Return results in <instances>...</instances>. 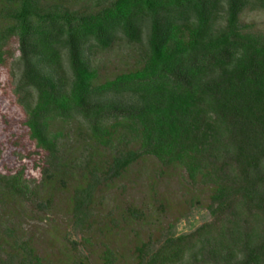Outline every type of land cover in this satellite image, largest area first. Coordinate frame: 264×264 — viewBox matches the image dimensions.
<instances>
[{
    "label": "trees",
    "instance_id": "trees-1",
    "mask_svg": "<svg viewBox=\"0 0 264 264\" xmlns=\"http://www.w3.org/2000/svg\"><path fill=\"white\" fill-rule=\"evenodd\" d=\"M247 9L264 0H0L20 111L0 122V264H264V34L243 32ZM120 46L131 61L102 70ZM149 163L160 209L177 208L163 176L188 208L208 192L202 223L177 232L183 208L145 233L135 204L105 205Z\"/></svg>",
    "mask_w": 264,
    "mask_h": 264
},
{
    "label": "rangeland",
    "instance_id": "rangeland-1",
    "mask_svg": "<svg viewBox=\"0 0 264 264\" xmlns=\"http://www.w3.org/2000/svg\"><path fill=\"white\" fill-rule=\"evenodd\" d=\"M240 25L243 32L251 34H264V9L258 10H244L240 17ZM7 50L13 53V57L6 62V66L0 70V95L3 98V101H0V122L5 127L9 126L10 122H16V119L20 117V111L16 106V103L10 99L12 95L11 89L13 88V80L8 72L9 64L12 63V60L16 59L19 55L17 50V41L16 38H12ZM128 48L126 46L116 47L106 54H99L96 56V61L98 64L102 65V70L111 71L113 68H118L123 66L124 63L131 61V58L128 59ZM125 60V62H123ZM16 69H14L15 71ZM12 104L9 105V104ZM8 105V106H7ZM152 163H149L147 169H145L144 174L141 176V179H138V183L130 186V183H126L127 189L125 192L122 191L119 187H114L108 189L105 193V205L111 207L112 205L119 204V207L125 209L129 204H135L139 209L145 213L144 219H138L136 221L137 229H140L141 232H154L160 225L166 226L168 223L174 220V217L178 215V209L181 211L187 209V203L185 200L190 198L192 191H187L181 181L177 176H163L158 181L156 190L160 196L165 195L169 202H172L177 207L176 209H160L159 202L153 200L150 194V178L156 177L157 172L151 166ZM132 179H135L132 177ZM133 183V181L131 182ZM199 192V191H198ZM200 193V192H199ZM208 192L205 191L203 194H200V204H196L193 201V204L190 208L187 209V215L181 217V219L176 224L177 232L188 231L195 226L202 223L206 216L207 212L204 207V204L207 203ZM56 218L60 227H64L67 221V215L61 209H57ZM144 233V234H145ZM72 236V235H71ZM74 236V235H73ZM132 237V236H131ZM129 237V239L131 238ZM128 239V240H129Z\"/></svg>",
    "mask_w": 264,
    "mask_h": 264
}]
</instances>
